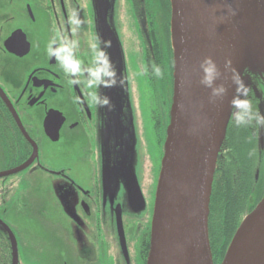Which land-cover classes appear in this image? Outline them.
Listing matches in <instances>:
<instances>
[{
	"label": "flooded vegetation",
	"instance_id": "af4514ba",
	"mask_svg": "<svg viewBox=\"0 0 264 264\" xmlns=\"http://www.w3.org/2000/svg\"><path fill=\"white\" fill-rule=\"evenodd\" d=\"M74 13L81 21L78 31L71 23ZM108 27L110 59L116 69L125 68L129 97L135 92L152 103L148 121L161 151L173 88L170 0H110ZM95 35L94 0H0V221L10 229L20 221L41 226L45 237L27 238L22 232L15 238L17 248L20 240L26 251L28 245L44 251L43 264L147 261L157 159L152 166L137 131L134 174L140 210L129 202L126 184L114 190L108 176L104 188L99 108L89 101L90 90L70 84L47 52L52 39H75L77 58L90 65ZM152 65L161 67L162 78L153 74ZM250 88L264 112V83L255 80ZM213 181L209 222L235 228L232 238L264 196V132L237 128L230 117ZM24 239H29L26 247ZM0 264H21L19 249L14 261L1 226Z\"/></svg>",
	"mask_w": 264,
	"mask_h": 264
},
{
	"label": "water",
	"instance_id": "95a60500",
	"mask_svg": "<svg viewBox=\"0 0 264 264\" xmlns=\"http://www.w3.org/2000/svg\"><path fill=\"white\" fill-rule=\"evenodd\" d=\"M94 0L96 32L111 41L108 2ZM173 88L169 123L165 130L163 154L155 192L149 252L146 264H214L208 233L211 187L221 145L230 119L229 101L234 88L225 82L227 95L209 102L210 89L203 87L200 63L210 57L224 73L225 60L252 86L264 83V0H170ZM231 9V12L229 11ZM234 13V14H232ZM114 49V48H113ZM112 49V51H113ZM114 56L119 55V50ZM108 52V48H107ZM123 87L100 91L112 107H124L126 140L113 143L117 123L114 109L99 108L102 118L99 138L103 163V185L126 184L131 204L142 206L134 174L135 159L115 154L134 147L132 119L125 68L116 69ZM224 82L218 80L217 83ZM126 148V149H125ZM137 208V207H136ZM13 260L17 243L7 226ZM220 264H264V196L235 230Z\"/></svg>",
	"mask_w": 264,
	"mask_h": 264
},
{
	"label": "clouds",
	"instance_id": "9594fccd",
	"mask_svg": "<svg viewBox=\"0 0 264 264\" xmlns=\"http://www.w3.org/2000/svg\"><path fill=\"white\" fill-rule=\"evenodd\" d=\"M231 12V9H229ZM234 14V13H232ZM73 31H78L81 21L75 13L71 18ZM111 42L104 40L98 34L93 36L90 43L92 61L90 65L77 58L79 41L62 37L59 40L52 39L47 48L49 57L59 62L60 67L70 77L69 83L72 85L83 84L88 91L89 101L98 108L107 107L111 110V100L100 91L105 87H123V77H118L116 67L112 63L107 48ZM202 73L199 83L210 89L209 102L215 103L222 100L228 92L225 82L230 81L234 88L232 99L229 101L230 117L233 125L241 129H250L254 134L264 132V112L260 110L259 104L253 98L252 90L245 83L243 75L231 66V60H225L224 73L222 74L217 64L210 58L206 57L199 65ZM153 74L163 77V70L158 65H152ZM144 74H147L145 71ZM83 77V79H80ZM218 80L224 82L217 83ZM250 155L254 156L253 151Z\"/></svg>",
	"mask_w": 264,
	"mask_h": 264
},
{
	"label": "rangeland",
	"instance_id": "374dc122",
	"mask_svg": "<svg viewBox=\"0 0 264 264\" xmlns=\"http://www.w3.org/2000/svg\"><path fill=\"white\" fill-rule=\"evenodd\" d=\"M133 97L132 99L130 97H128L129 99V104H130V112H131V119H132V132L127 133L128 134V138L130 137V135H133V139L132 141H134V147H133V151L132 150H127V153L120 149V148H115V154L117 155H127L129 157L128 160H130L132 157L133 159H136V144L140 145V142H138V138H137V131L139 132L140 136L139 138H141V140L144 142L145 144V149L147 150L145 152V150L139 146L140 148H142L144 150V152L148 155L147 156L149 158V161L151 160V164L153 166V163L155 164L156 159H157V166H160V160H158V157H160L161 159V154H162V150H163V145L161 148V151L158 147V144H156L157 142H159V145L161 144V140H159V138L157 136H154L153 133V126H152V122L150 123L149 118L150 116L148 115V112L151 111V109L153 108L152 103H150V101H148V103L146 102V100H143L142 98L138 97V94L136 95L135 92L133 93ZM112 109H114V116H116L117 119V123L114 126V131H115V139L113 140V143L119 144L121 145L127 138V135L125 134V122H127L130 118V116L126 113L125 109L123 106L119 108L116 107H112ZM137 112V115L134 117V112ZM149 124V126H148ZM161 147V145H160ZM157 156V157H156ZM156 157V158H155ZM146 163H147V159H146ZM151 166H149L148 170L149 172H153V168H150ZM147 176L149 177V180H151V174L147 172ZM147 186V184L145 185ZM51 215L52 212L50 210H46V214ZM57 215H55L54 219L56 218ZM48 220H50L49 216L47 217ZM25 220V219H24ZM6 225V224H5ZM15 226H13L11 229L7 226V228L11 231L12 235L16 238L20 239V233L24 232L25 236L27 238H31V236H36L37 238H41V237H45V232L44 229H42V227L36 223L32 224V222L29 221H20V223L18 225L14 224ZM15 238V240H16ZM25 243V247L27 246V243L29 241V239H24ZM29 250L24 249L22 247V245L20 244V240H19V245L17 248V253H18V249H19V259L21 264H43L42 260L44 258V254L43 252L40 250V248L38 247V249H33L28 245Z\"/></svg>",
	"mask_w": 264,
	"mask_h": 264
},
{
	"label": "trees",
	"instance_id": "16d2710c",
	"mask_svg": "<svg viewBox=\"0 0 264 264\" xmlns=\"http://www.w3.org/2000/svg\"><path fill=\"white\" fill-rule=\"evenodd\" d=\"M227 217H230V214L228 211L225 210L223 214V219H227ZM208 226H209L208 227L209 243L213 257V262L215 264H218L223 258V255L230 242L231 235L235 228L218 227L216 226V224L213 225L212 218H211V223L209 222ZM223 235H225L226 238Z\"/></svg>",
	"mask_w": 264,
	"mask_h": 264
},
{
	"label": "bare ground",
	"instance_id": "6f19581e",
	"mask_svg": "<svg viewBox=\"0 0 264 264\" xmlns=\"http://www.w3.org/2000/svg\"><path fill=\"white\" fill-rule=\"evenodd\" d=\"M230 120V119H229ZM229 122V121H228ZM228 125V124H227ZM217 161H218V159H217ZM216 168H217V163H216ZM215 174V173H214ZM213 179H214V177H213ZM213 182L214 181H212V186H213ZM211 195H212V187H211ZM210 205H211V197H210ZM209 216H210V207H209ZM208 225H209V218H208ZM209 227V226H208Z\"/></svg>",
	"mask_w": 264,
	"mask_h": 264
}]
</instances>
